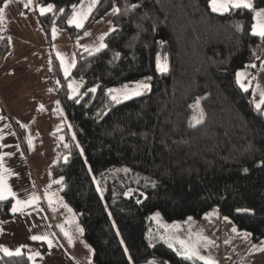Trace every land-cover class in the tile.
I'll use <instances>...</instances> for the list:
<instances>
[{
    "label": "trees",
    "instance_id": "obj_1",
    "mask_svg": "<svg viewBox=\"0 0 264 264\" xmlns=\"http://www.w3.org/2000/svg\"><path fill=\"white\" fill-rule=\"evenodd\" d=\"M17 2L27 10L24 0ZM80 2L34 0L56 5L53 13L37 15L47 34L65 28L74 38L109 14L115 29L104 36L108 48L100 52L89 54L73 44L71 77L82 83L79 96L68 98V79L54 56L50 71L66 122L57 138L58 158L49 166L51 188L77 216L92 264H203L177 255L150 233L155 211L172 222L218 209L253 241L264 239V112L256 110L252 89L245 92L235 75L264 62V40L251 31L255 12H213L210 0H100L84 28L76 29L66 20ZM113 4L121 8L118 15L111 14ZM253 4L264 8V0ZM115 52L121 53L118 59ZM158 57L166 72L158 70ZM136 81L149 84L150 91L120 103L107 94L112 86ZM93 87L97 91L89 92ZM197 100L204 119L192 127ZM120 166L146 176L131 181L130 196L111 186L109 171ZM11 204L0 202L2 220L11 217ZM32 251L44 253L46 245L29 243L21 256L1 255L0 264H30Z\"/></svg>",
    "mask_w": 264,
    "mask_h": 264
},
{
    "label": "rangeland",
    "instance_id": "obj_2",
    "mask_svg": "<svg viewBox=\"0 0 264 264\" xmlns=\"http://www.w3.org/2000/svg\"><path fill=\"white\" fill-rule=\"evenodd\" d=\"M25 2L26 0H24ZM88 2L89 0H83V4L80 2L78 9L80 7L86 8ZM37 6L33 3L32 6L25 7L27 10L24 11L17 0H9L8 7L5 8L3 16L0 18V48L3 43L2 41L7 40L11 53L14 54L13 58L5 59L0 63L2 67H0V97L5 101L6 108L11 111L14 102L24 103L22 104L21 111H16L15 115L25 123H27L25 118H28V134L24 136L23 140L27 143L29 153L35 157L38 164V168L36 169L37 175L42 178L44 174L48 176L50 163H53L58 158L55 149L58 136L50 134V132L57 130L60 125H65V116L57 94V82L54 81L50 74L52 57L54 56L58 61L63 78L68 79L67 89L70 95L71 89L68 85L73 82L77 84L81 83L79 79L71 77L73 68L67 78L65 77L60 57H63L68 63L73 59L76 62L73 44L75 45V49L79 48L85 51V48H88L92 52H95L94 49L99 44V37L109 33L114 27L111 15L109 14L94 21L74 38L65 28H56V35L53 36V28L47 34L40 27L37 18V15L40 13ZM2 7H4V4ZM255 23L256 20L254 19L253 24ZM85 32L90 33V35H84ZM58 53L59 56L57 55ZM161 63L166 64V62ZM6 79L8 82L5 83ZM248 81H251L249 88H253L254 103H258L260 92L264 91V79L261 83L255 84L252 74L248 73L245 83ZM122 86L118 85L110 88L119 89ZM13 88L15 90L14 94ZM80 89L81 87L79 88V93ZM121 100L124 99L121 97ZM57 101H59V104H57ZM2 105L5 107L3 103ZM40 105L44 106V111L42 112L38 110ZM59 112L64 118V122H61L62 124L59 121ZM199 113L200 104L198 106L196 104L193 115L194 123ZM25 114L26 116H24ZM72 134L74 135V133ZM29 139L32 140L31 147L28 144ZM109 173V180L112 182L111 186L114 189L117 188V190L123 189L124 193L128 192L129 189L133 190L131 181H140L146 178V176L141 174H131L130 168L126 166L114 168ZM120 174H123L124 178L119 177ZM157 212L159 211H155L150 217L152 228L150 229V233L156 234L159 237H172V249H175L176 252L180 250V245L176 242L177 240L195 243L203 235L215 241V244L207 248L200 247L201 254L206 257H212L218 264H264V251L259 250L264 248V239L253 241L251 236L245 239L243 234L248 232L238 230L229 219L225 221L221 215H219V218L212 216L210 219H204V221L203 218L206 215H203L196 221L197 225H195V221H190L189 227L184 228L183 231H179L181 228L180 223H183L181 222L182 220L169 222L160 212L159 217L153 219L152 217ZM64 216L66 221H71V218L67 217L66 214ZM64 216L61 218L59 216L60 221H63ZM192 220L197 219L194 218ZM201 224L202 226L200 227ZM67 225L71 231H74L72 222L67 223ZM234 227L237 229V233L231 231ZM179 236L181 237L179 238ZM226 240L230 241V243H225ZM166 243L168 244V242ZM203 243L204 241H200L201 245ZM254 245L255 247H253ZM200 262L203 263V261Z\"/></svg>",
    "mask_w": 264,
    "mask_h": 264
},
{
    "label": "crops",
    "instance_id": "obj_3",
    "mask_svg": "<svg viewBox=\"0 0 264 264\" xmlns=\"http://www.w3.org/2000/svg\"><path fill=\"white\" fill-rule=\"evenodd\" d=\"M13 57L14 54L11 53V48L6 40V45L4 46V44H2L0 48V63L5 59ZM242 70L255 77V79H253L255 84L261 83L264 79V69L261 67ZM6 82H8L7 79L5 83ZM14 91L13 88V94ZM2 103L5 106V101L0 97V117H3V119H0V137H2V139H0V155L5 153H12V155L4 156L3 166L7 171L0 169V173L3 174L4 179L7 180L12 191L17 194V198L26 200L35 194L40 197V200L38 204L25 208L23 213L13 214L10 211V218L6 220L0 218V246L6 247L12 251L20 248L22 252L24 247L29 243L43 242L46 245V251L44 253L32 251L30 256L33 257V259L30 264H92L91 248L84 241L82 234L76 231L77 225L81 227L77 216L73 211L69 212L67 208L63 207V205L66 204L68 206V204L64 202L56 189L51 188L52 180L49 176V172L47 173L48 176L44 174L42 178L37 175V161L35 157L29 153L27 143L23 140L24 136L28 134V118H25L27 120V123H25L15 115L16 111H21L23 107L22 104L24 103L14 102L12 104V111L8 110L6 106L3 107ZM59 115L60 123L62 121L64 122V118L60 112ZM24 116H26V114ZM21 125H25L26 127H21ZM65 125L63 126L65 127ZM63 126L60 125L57 130L51 131L50 134L59 136V133L64 129ZM56 144L57 140L55 148ZM4 145H8V147H4ZM17 145L19 146L18 148L16 147ZM48 195H51L54 201L51 205L48 203ZM9 199L12 201V204L15 203L11 197H9ZM68 208L70 207L68 206ZM65 214L67 217L71 218L74 231H71L70 227H68L64 216ZM59 216L60 218L64 216L63 221H60ZM192 219L190 221L196 222L200 218L197 220ZM204 219H206V216L203 218V221ZM190 221L188 218L182 220L181 222L183 223H180L181 228L179 231H183L184 228L189 227ZM61 224L72 234L71 243H69L68 239L61 232L59 227ZM195 225H197V222ZM201 226L202 224L200 227ZM33 235L48 236L49 239L52 240L53 246L49 247L45 241L32 240L30 237ZM180 237L181 236H179V238ZM37 253L39 255H37ZM1 255H4L2 251H0V256ZM143 264H149V262Z\"/></svg>",
    "mask_w": 264,
    "mask_h": 264
},
{
    "label": "snow or ice",
    "instance_id": "obj_4",
    "mask_svg": "<svg viewBox=\"0 0 264 264\" xmlns=\"http://www.w3.org/2000/svg\"><path fill=\"white\" fill-rule=\"evenodd\" d=\"M8 3L9 0H4V7H0V18H2L3 13L5 8L8 7ZM34 3V0H26V2L24 3V7H30L32 6ZM100 3V0H89L87 7L83 8L80 7L78 9V6L76 4L72 5V15L70 18H68L67 23L69 25H74L77 29H81L84 28L85 25V21H87V19L89 18V16L92 14L93 9L96 7L97 4ZM81 4H83V0H81ZM38 10L40 15H46L47 13H53L54 11H56V5L53 3H46L44 5H38ZM130 8L132 9H136L138 8V5L136 4H131L129 5ZM210 7L211 10L213 12H227L229 11V9H248V10H252L255 12L254 15V19L256 20V23L253 24L252 26V34L254 36H258L261 38V40H264V8H261L259 10H256L253 4V0H210ZM58 11L60 13L64 12L63 8H59ZM121 12V8L117 7L115 4L112 5L111 8V14L112 15H118ZM56 28L53 27L52 32H53V36L56 35ZM111 31H115V29H111ZM84 35H90V33L85 32ZM104 35H101L99 37V44L97 47H95L94 51L95 52H100L102 49H106L108 48V44L104 42ZM163 43V42H161ZM85 51H88L89 54H92V50L85 48ZM59 56V53L57 54ZM121 53L120 52H115L114 53V59H118L120 57ZM61 59V67L64 70L65 73V77L67 78V76L70 74V71L72 68L76 67V62L73 59L70 63L66 62L64 60L63 57H60ZM257 59H259V57H257ZM246 68H256L257 65L255 63L249 64L245 66ZM157 68L158 70L162 71V72H166L168 70L167 65L166 64H162L159 57L157 58ZM261 68L264 69V62H262L261 64ZM236 82L240 85V87L247 92L249 87L251 86V81H248L247 83H245V81L247 80V76L248 73L246 71H237L236 72ZM147 79H151L150 77H146ZM253 79H255V77H253ZM59 83V82H58ZM68 87L71 89V94L69 95V99H73L77 96L80 95L79 93V88L82 87V83L81 84H77L76 82L70 83L68 85ZM259 87V86H257ZM151 86L145 82H141V81H136L133 84L129 85V84H125L123 85L121 88L117 89V88H109L107 90V94L109 95L110 99L113 102L116 103H120L121 101V97L124 100L130 99L132 97H136V96H141L143 95L144 91H150ZM89 92L91 93H95L97 91L96 87L90 88L88 89ZM77 102H79L77 100ZM57 104H59V101H57ZM197 106L199 105V100L196 101ZM255 108L257 111H261L264 112V91L260 92V99L258 103H255ZM39 111H44V106L40 105L39 106ZM62 112V110H61ZM0 119H3V117H0ZM203 119H204V113L201 110L199 113L198 118L195 119V123L190 125L192 127H194L196 124H201L203 123ZM21 127H26L25 125H21ZM14 135V133H13ZM0 139H2V137H0ZM63 139V138H61ZM73 139H75V135H73ZM28 144L31 147L32 146V140L29 139L28 140ZM4 147H8V145H4ZM17 148L19 147L18 145L16 146ZM65 147H68V145H65ZM77 147H79V145H77ZM12 153H5L3 155H0V169H3L4 171H7V169H4L3 166V160H4V156H11ZM81 155H83V150L81 149ZM65 161L67 162L68 157H64ZM85 163H87V161H85ZM261 165H264V159H262L260 161ZM127 171V170H125ZM244 172H247L248 169L245 168L243 169ZM89 172H91V168L89 167ZM61 180H54L53 183H61ZM153 187H155V184L153 183L152 185ZM50 187V186H49ZM98 191L101 192V198L102 197V189L98 187L97 189ZM132 193V190L129 189L128 192H125L124 195L126 196H130ZM141 195H143V193H141ZM9 197H11L15 203L12 204V207L10 209V211L15 214V213H23L24 209L27 207H30L32 205H36L38 204L40 197L36 196L35 194H33L29 199L26 200H21L19 198H17V194L15 192L12 191L11 186L8 184L7 180L4 179V176L2 173H0V202L3 201H7L9 199ZM48 203L49 205L53 204L54 201L52 199L51 195H48ZM137 203H140V200L136 201ZM64 208H67V210L69 212L72 211L71 208H68V206L65 204L63 205ZM239 211V210H238ZM245 212H247L248 210L245 209ZM159 212L155 213V215L152 217L153 219H156L159 217ZM219 210L218 209H214L212 213H207L206 214V218L210 219L212 216H216L217 218H219ZM109 216H111V213H109ZM189 221L192 219L191 217L188 218ZM223 219L225 221H228V216H224ZM66 223H71V221H66ZM61 232L63 233V235L68 239L69 243L72 242V234L67 231L63 225H59ZM112 227H116L115 222H113ZM178 227V226H176ZM76 231L78 233L83 234L84 229L79 227V225L76 226ZM233 233H237V229L234 227L231 230ZM54 235V234H53ZM117 236H120V232L119 230H117L116 232ZM251 234L250 233H244L243 237L245 239H247ZM32 240L34 241H45L49 247H52V240L49 239L48 236L46 235H33L30 237ZM160 239L165 240L166 242H168V246L169 248H173V244L171 242L172 237H166V236H162L160 237ZM200 241H204V243L201 245ZM179 245H180V250H177V255L182 256L183 258L192 261V260H199V261H203V264H218L217 261H215L212 257L208 256H204L201 254L200 252V247H210L212 245L215 244V241L210 240L207 236H203L201 235L199 237V239L195 242V243H190V242H186L184 240H177L176 241ZM120 243L123 245L124 244V240L121 239ZM225 243H230V241H225ZM86 247H88L87 245H85ZM23 247V246H21ZM255 247V245L253 246ZM175 250V249H174ZM260 251H264V248L259 249ZM0 251H2L4 253L5 256L8 257H12V256H21L23 255V253L21 252L20 248H17L15 251L9 250L6 247H2L0 246ZM125 253H127L128 249L125 248L124 249ZM37 255H39L37 253ZM28 259L32 260L33 257L29 256ZM132 258L129 257V260H131ZM149 264H156L155 261H149Z\"/></svg>",
    "mask_w": 264,
    "mask_h": 264
}]
</instances>
